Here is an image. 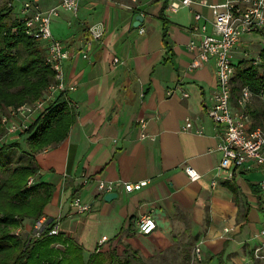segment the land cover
I'll use <instances>...</instances> for the list:
<instances>
[{
  "label": "crops",
  "instance_id": "crops-1",
  "mask_svg": "<svg viewBox=\"0 0 264 264\" xmlns=\"http://www.w3.org/2000/svg\"><path fill=\"white\" fill-rule=\"evenodd\" d=\"M120 1L83 0L77 16L60 7L52 20L55 37L71 55L65 71L77 85L68 92L76 119L66 139L36 156L41 179L55 185L43 217L50 222L61 217V231L89 254L123 239L133 242L128 243L133 249L140 250L143 242L154 251L173 247L180 252V241L192 234V253L197 256L200 248L201 264H249L256 260L258 232L264 227L263 172L249 164L230 177V170L220 167L224 127L209 114L216 64L212 59L191 69L192 12L185 21L179 12L167 11L163 1L138 0L132 9ZM42 5L48 9L59 0H43ZM139 14L144 20L135 25ZM100 23L105 33L85 46V57L83 40ZM245 42L244 37L234 51ZM232 109H240L235 96ZM189 117L194 126L185 130ZM142 119L148 124L146 138ZM25 138L20 140L23 148ZM187 166L196 168L201 178L192 179ZM101 180L149 183L131 192L117 187L113 192L118 196L107 200L99 189ZM76 196L92 209L75 213L71 201ZM146 214L157 222L148 235L138 225ZM35 222L25 220L21 232L32 233ZM182 235L188 238L183 241Z\"/></svg>",
  "mask_w": 264,
  "mask_h": 264
},
{
  "label": "built area",
  "instance_id": "built-area-1",
  "mask_svg": "<svg viewBox=\"0 0 264 264\" xmlns=\"http://www.w3.org/2000/svg\"><path fill=\"white\" fill-rule=\"evenodd\" d=\"M83 0H59V5L45 9L43 0H24L19 17L27 33L37 38L46 48V62L55 72V78L47 87L45 94L35 101L11 106L9 112L3 115V124L6 133L0 135V148L10 137L25 131L39 117L48 112L51 103L62 93L76 90V83L69 81L65 71V61L70 58V51L66 43L55 37L52 30V20L59 15V8L78 15ZM120 1L125 8L132 9L133 3ZM166 3L167 11L178 13L187 7L192 12L194 22L188 27L193 34L189 41V48L194 53L191 69L199 68L203 63L212 59L216 64L217 87L212 94V106L209 114L217 125H223L224 138L219 148L223 151L220 167L230 170L229 176H234V170L245 165H257L262 168L263 179L261 188L264 191V128L254 126L248 103L256 96L254 89L245 84L241 87L237 97L238 112L232 109L234 97V84L237 68L232 53L242 42L245 35L260 33L264 36V0H159ZM119 2V1H118ZM205 8L209 13L205 12ZM145 28H141L144 32ZM105 33L103 23L90 27V36L83 40L82 52L89 57L85 46L92 41H100ZM260 54L253 59L254 64L262 62ZM119 59L116 58V62ZM189 96L188 92H184ZM262 96L264 94H261ZM69 100V99H68ZM70 102V100H69ZM142 138L149 137L147 121L142 119ZM194 122L187 118L184 129L191 130ZM202 133L203 129H199ZM9 137V138H8ZM192 179L201 178V173L192 166L186 167ZM33 182L30 178L29 183ZM149 181L124 183L101 180L99 189L104 193L113 192L117 187L123 186L128 192L139 190ZM71 206L75 213H87L92 204L74 197ZM47 218L38 219L32 231V236L41 237L45 233L58 234L61 231V217L53 220L51 225ZM139 230L143 234H151L157 229V222L153 215L146 214L138 222ZM259 245L255 248L256 259H264V227L258 232ZM200 255V248H197Z\"/></svg>",
  "mask_w": 264,
  "mask_h": 264
},
{
  "label": "trees",
  "instance_id": "trees-1",
  "mask_svg": "<svg viewBox=\"0 0 264 264\" xmlns=\"http://www.w3.org/2000/svg\"><path fill=\"white\" fill-rule=\"evenodd\" d=\"M14 11V0H0V135L6 133L1 122L5 110L42 97L55 78L46 62V48L27 33L19 16L13 17ZM260 55L261 63L242 64L236 76L258 96L264 94V71L257 68L264 66V48ZM75 119L68 93H62L46 114L16 137H8L0 148V264H149L138 249L129 245L123 254L116 247L107 252L98 247L87 255L83 244L63 231L41 237L21 232L25 220L37 221L44 216L55 189L54 183L41 179L36 156L66 139ZM24 135L26 147L22 148ZM16 148L23 155H17ZM195 238L191 234L184 243L180 241L179 264H200L192 253Z\"/></svg>",
  "mask_w": 264,
  "mask_h": 264
},
{
  "label": "rangeland",
  "instance_id": "rangeland-1",
  "mask_svg": "<svg viewBox=\"0 0 264 264\" xmlns=\"http://www.w3.org/2000/svg\"><path fill=\"white\" fill-rule=\"evenodd\" d=\"M212 1H215V0H212ZM14 2H15V11L13 12L12 15H13V17H16V16L18 17L19 13H20V8H22V6L24 4V0H14ZM188 13H189V8L185 7L179 11L178 17H182L185 21H188V19H189ZM180 15H184V16H180ZM172 16L174 18L177 15L175 16L174 14H172ZM244 37L246 39V42L243 45V48H241L240 51H234L232 53V57H233L232 59L236 65L238 72H239V68L242 64H243L242 66H244V67L252 65L253 59L256 56H258V54H260L261 50L264 48V36L262 34L255 33V34H250L248 36L245 35ZM259 66L260 65H258L257 68L263 72L264 66H260V67ZM235 83H236L235 84V86H236L235 87V97L237 98L239 93H240L241 87L245 84H243V82L237 77L235 79ZM10 107L11 106H9L5 110V114L9 112ZM248 111L251 114L253 125L254 126H261L264 128V95L263 96L262 95L261 96H258V95L254 96L251 99V101L248 103ZM256 111H257V113L255 114ZM1 122L3 124V116L1 118ZM3 126H4V124H3ZM25 144H26V139H25ZM25 144H24V146H26ZM22 148H23V146H22ZM16 153H17V155H21V154L23 155V152L19 148H16ZM103 233H104V231L100 232L101 238L105 237V236L103 237ZM187 238L188 237H186L185 235H182L181 240L185 241ZM109 243L110 244H108L107 246H104V247L102 246L103 248H101V250L107 252L110 249H112L113 247H116L119 250V252L123 254L127 245H129L128 243L134 245L133 242H129L127 239H123V241H110ZM139 243L141 244V247H140V250L139 249L138 250L140 251L143 258L149 264H179L180 261L182 260V255L180 254V252H178V250H176V249H173V247L167 248L166 250H164V252L163 251L160 252V251H154L151 248H148L147 246H145V244L143 242H139ZM132 247L134 248V246H132ZM197 248L198 247H196L195 252L197 254V257L201 261L202 258H200V256L198 255ZM85 253L87 255H89V249L87 247L85 248ZM201 262H199V263L201 264ZM137 264H140V263H137ZM249 264H264V259H256L254 261L249 262Z\"/></svg>",
  "mask_w": 264,
  "mask_h": 264
},
{
  "label": "water",
  "instance_id": "water-1",
  "mask_svg": "<svg viewBox=\"0 0 264 264\" xmlns=\"http://www.w3.org/2000/svg\"><path fill=\"white\" fill-rule=\"evenodd\" d=\"M143 20H144L143 15H141V14L137 15L135 25H140L143 22ZM116 196H118L117 192H109V193L105 194V198L107 200H111L112 198H114Z\"/></svg>",
  "mask_w": 264,
  "mask_h": 264
}]
</instances>
